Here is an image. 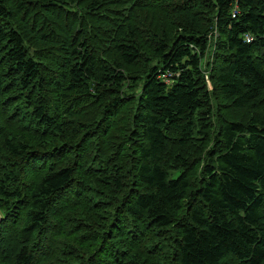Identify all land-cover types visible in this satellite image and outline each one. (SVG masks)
Returning a JSON list of instances; mask_svg holds the SVG:
<instances>
[{"label":"trees","instance_id":"obj_1","mask_svg":"<svg viewBox=\"0 0 264 264\" xmlns=\"http://www.w3.org/2000/svg\"><path fill=\"white\" fill-rule=\"evenodd\" d=\"M74 2L93 21L66 13ZM213 99L253 114L224 108L223 120ZM20 104L34 135L67 141L39 165L0 132V264H39L41 240L66 241L71 209L85 239H68L90 251L78 264H148L166 229L169 264H264V0H0L2 129L22 125ZM215 115L214 145L195 160ZM82 174L95 183L76 184Z\"/></svg>","mask_w":264,"mask_h":264},{"label":"rangeland","instance_id":"obj_2","mask_svg":"<svg viewBox=\"0 0 264 264\" xmlns=\"http://www.w3.org/2000/svg\"><path fill=\"white\" fill-rule=\"evenodd\" d=\"M79 6H81V4H75L74 3H70V6L68 7V10L66 13H70L69 15H77L80 18L86 17V19H89V14H91V20L93 21V15L94 12H91L90 10H82V12L79 10L80 8H78ZM147 12V13H152L149 10L146 11H141V13L139 11H132V15L136 14H141ZM30 53L33 56L34 55V50L30 49ZM213 63V57L212 54L209 52L205 58L202 61V71L204 73V75L206 77H208L211 74L212 71V64ZM208 86H211V83L209 82L208 79ZM213 89V87H212ZM213 103L218 105L219 107V111L221 114V118L224 120L223 116H222V110L225 108V114L223 113V115L225 116V118L227 120L229 119H234V120H238V121H242V122H246L251 115L253 114V110H234L232 109L229 105H227V103H224L222 106H220L214 99H213ZM264 105H260L259 108H261ZM264 107H262L263 109ZM17 110H21V112H23V118L21 119L22 125L18 126V125H14V126H8L7 129H2L0 127V132H3V137L7 136L8 137H16L18 139L23 140L24 142H26L28 144V147L32 150V152H34V154H36L37 160L43 158L44 159V150L46 149H52L53 146L57 145L60 146L62 145L65 141H67L66 137H63L64 134H61L59 137H54L52 138H48V137H41V136H36L32 133V130L30 129V127L33 125L34 119L33 116L31 115V113L29 112L27 106L20 104L18 105L16 108L12 109L10 112L11 116H14L17 113ZM216 116V115H215ZM1 121V120H0ZM219 118L216 117H212L211 122L209 124V128L206 129V135H204L203 137H199V135H197L198 137V143L197 146H194L192 144L193 147H191L192 149H190L192 151V158L195 160H198L197 158H207L206 154L208 152V150H210L212 148V146L214 145V141L212 140L214 137V133L216 132L217 127L219 126ZM34 128V127H33ZM3 130V131H2ZM34 130H37V128H34ZM196 133V132H195ZM68 135L70 136V133H68ZM44 139L48 141V144H44ZM85 140V137H84ZM77 141L70 139V144L74 145L75 143H77ZM79 144V143H78ZM71 151H73V148L69 149ZM54 151V150H53ZM52 151V152H53ZM36 152V153H35ZM122 151H119V153L121 154ZM177 152H180V150L177 148V145L174 144H170L169 145V158H171L172 156H174ZM47 154V153H45ZM68 153H64V157L68 158L67 156ZM188 156V155H187ZM196 157V158H195ZM46 161L49 159L47 157ZM50 158V157H49ZM53 158H56L57 161L60 158L59 156H55ZM122 159H124V161L126 160L125 158H130L129 156H123L120 157ZM40 160V164L39 165H44ZM45 162V160H44ZM126 164L130 165L131 161H127L125 162ZM196 165L193 164V166H195V171L192 174V186L193 187H197L199 184V179L201 178V162L200 161H196ZM199 165V167H198ZM130 167V166H129ZM128 167V170L131 168ZM171 168V172L170 175L172 177H175L177 175H179L183 170L177 171V168L174 166H170ZM174 168H176L175 170H173ZM197 168V169H196ZM32 169L29 170V173ZM129 170V171H130ZM28 173V178L33 180V179H38L39 174H37L35 172V170H33L30 174H32L30 176V174ZM35 173V174H33ZM130 173V172H129ZM83 178V179H82ZM80 179V180H79ZM82 180L86 183H89V186H92L93 182L95 183V177L90 178L88 175H81L78 176L76 175L75 178V183L79 184V182ZM82 182V183H84ZM93 197V196H91ZM70 212L74 215V218H72L70 220V222H68L69 226L61 229L64 230L67 233V238L65 239L66 241H64L60 246H55L52 247V245H45V243L42 242H46L44 240H41L40 246L37 248V250H40L38 253L40 254V263L39 264H78L80 261L75 259V256H81V257H86L87 255H89L90 251L82 246V245H76L74 248L71 245V241L68 239V237L70 236H75L78 237L79 239L83 240L85 238H81V234L78 231L77 228V224H74L76 222V220L78 219V210L75 209H71ZM7 217V212L6 211H0V224L2 223V221L4 219H6ZM88 220H95L96 218L92 215H88L86 217ZM56 224V223H55ZM60 227V225L58 226ZM157 230H154V233H156ZM175 236V231H173L172 229H166V230H162V233H160V235L156 238H153L151 241H154L153 243H156L159 246V250H151L150 252V256L147 257L146 259H144L145 261H148V264H169V258H170V254H169V249L171 248V243L169 244V240L171 238V240H173ZM46 240H49L52 242V238L51 236H47V237H43ZM51 251H53L51 253ZM68 254H72V257H68ZM93 255V253H92ZM124 264H128V262H124Z\"/></svg>","mask_w":264,"mask_h":264}]
</instances>
